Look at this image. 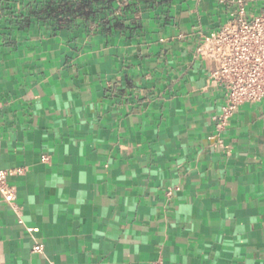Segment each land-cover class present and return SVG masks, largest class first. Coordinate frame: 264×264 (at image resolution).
Listing matches in <instances>:
<instances>
[{
	"label": "crops",
	"instance_id": "crops-1",
	"mask_svg": "<svg viewBox=\"0 0 264 264\" xmlns=\"http://www.w3.org/2000/svg\"><path fill=\"white\" fill-rule=\"evenodd\" d=\"M75 1L0 0V264H264V97L196 51L237 4Z\"/></svg>",
	"mask_w": 264,
	"mask_h": 264
},
{
	"label": "built area",
	"instance_id": "built-area-1",
	"mask_svg": "<svg viewBox=\"0 0 264 264\" xmlns=\"http://www.w3.org/2000/svg\"><path fill=\"white\" fill-rule=\"evenodd\" d=\"M218 1L237 6L222 25L203 34L196 51L211 61L209 79L222 87V115L228 117L243 102H256L264 97V0H260V9L252 12L247 6L248 0ZM22 171V168L3 167L0 150V192L10 204L15 200L16 188L9 176ZM27 229L33 232L39 227ZM42 249V242L34 245V250ZM152 264L161 262L154 260Z\"/></svg>",
	"mask_w": 264,
	"mask_h": 264
},
{
	"label": "trees",
	"instance_id": "trees-1",
	"mask_svg": "<svg viewBox=\"0 0 264 264\" xmlns=\"http://www.w3.org/2000/svg\"><path fill=\"white\" fill-rule=\"evenodd\" d=\"M88 2L89 0H76L68 8L72 12H90L93 8L89 6ZM85 6L88 8H86Z\"/></svg>",
	"mask_w": 264,
	"mask_h": 264
}]
</instances>
